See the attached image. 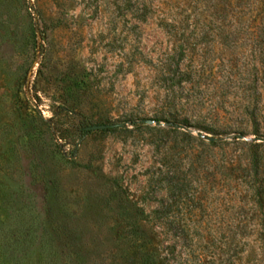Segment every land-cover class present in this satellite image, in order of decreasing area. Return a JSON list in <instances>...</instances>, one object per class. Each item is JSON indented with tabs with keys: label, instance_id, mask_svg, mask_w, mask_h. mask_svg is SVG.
Listing matches in <instances>:
<instances>
[{
	"label": "rangeland",
	"instance_id": "rangeland-1",
	"mask_svg": "<svg viewBox=\"0 0 264 264\" xmlns=\"http://www.w3.org/2000/svg\"><path fill=\"white\" fill-rule=\"evenodd\" d=\"M130 217L264 264V0H0V264H138Z\"/></svg>",
	"mask_w": 264,
	"mask_h": 264
},
{
	"label": "trees",
	"instance_id": "trees-1",
	"mask_svg": "<svg viewBox=\"0 0 264 264\" xmlns=\"http://www.w3.org/2000/svg\"><path fill=\"white\" fill-rule=\"evenodd\" d=\"M85 130H87L86 127ZM125 236L139 246L138 264H162L154 237L140 223L133 220V217H130Z\"/></svg>",
	"mask_w": 264,
	"mask_h": 264
},
{
	"label": "water",
	"instance_id": "water-1",
	"mask_svg": "<svg viewBox=\"0 0 264 264\" xmlns=\"http://www.w3.org/2000/svg\"><path fill=\"white\" fill-rule=\"evenodd\" d=\"M151 123L153 121H150ZM123 123H109V124H94V125H89L86 127L87 130H98V129H106V128H116V127H121ZM208 140H216L218 137H215L213 135H207Z\"/></svg>",
	"mask_w": 264,
	"mask_h": 264
}]
</instances>
